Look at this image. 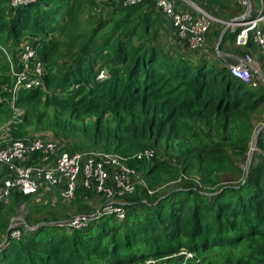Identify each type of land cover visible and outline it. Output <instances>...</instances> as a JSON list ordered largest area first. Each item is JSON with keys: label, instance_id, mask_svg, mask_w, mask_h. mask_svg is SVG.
I'll return each instance as SVG.
<instances>
[{"label": "trees", "instance_id": "trees-1", "mask_svg": "<svg viewBox=\"0 0 264 264\" xmlns=\"http://www.w3.org/2000/svg\"><path fill=\"white\" fill-rule=\"evenodd\" d=\"M218 26L207 40L218 39ZM234 36L226 30L218 50ZM24 43L37 49L44 86L19 90L23 115L10 137L32 129L70 153H116L154 192L124 196L121 219L103 213L73 228L58 220L90 211L84 201L102 200L95 190L79 184L71 200L56 203L13 190L0 204V244L11 217L22 212L23 221L0 246V264H264L263 132L245 170L262 86L232 76L231 59L213 45L189 48L155 0H0V46L13 55ZM7 69L0 50L4 120ZM145 149L150 159L134 157Z\"/></svg>", "mask_w": 264, "mask_h": 264}, {"label": "built area", "instance_id": "built-area-1", "mask_svg": "<svg viewBox=\"0 0 264 264\" xmlns=\"http://www.w3.org/2000/svg\"><path fill=\"white\" fill-rule=\"evenodd\" d=\"M33 0H9L12 6L27 4ZM140 0H126L134 3ZM232 6L236 13L228 18L218 17V13L209 11L195 0H155L156 6L170 20L179 39L191 49L204 50L207 46L206 34L215 23L233 33V45L242 50V55L227 63L232 76L243 83L256 88L255 74L261 75L251 50L258 48L264 57V0H220ZM12 77L11 85H6L11 119L2 126V134L8 136L12 123L21 121L22 109L16 105L21 88L42 87L43 64L37 49L30 43H24L17 57L5 47L0 46ZM216 52L218 53L217 49ZM264 64V59L262 61ZM98 77H103L100 73ZM1 137L0 167L6 175L0 177V204L5 203L11 191L18 190L32 195L38 202H68L75 196L79 184L93 189L101 195L103 203L91 215L80 214L63 220L73 228H81L90 218L103 213H115L119 219L124 217V196L132 195L136 185L150 189L140 172L125 163V159L116 153L103 151H77L70 153L60 149L59 144L40 137L5 138ZM152 149H145L134 155L137 159H150ZM12 237H18L19 231L13 230ZM185 258L192 253L183 251ZM147 260L142 264H153Z\"/></svg>", "mask_w": 264, "mask_h": 264}, {"label": "rangeland", "instance_id": "rangeland-1", "mask_svg": "<svg viewBox=\"0 0 264 264\" xmlns=\"http://www.w3.org/2000/svg\"><path fill=\"white\" fill-rule=\"evenodd\" d=\"M228 8H227V10L225 11V16L227 15V14H231L232 12L234 13V12H236V10L235 9H233V7L232 6H227ZM220 13H222V12H218V17H220V18H224V16L223 15H220ZM232 13V14H233ZM159 24H157V25H159L158 27H157V29L159 30V32L160 33H162L161 31H163V24H162V22H158ZM218 25H220L221 27H222V30L224 29V26H222L221 25V23H215V24H213V27H212V29L215 27V28H217V27H219ZM153 28H156L155 26L153 27ZM164 31H163V35H164ZM219 37H220V35H219ZM219 37H218V39H219ZM218 39L217 40H214L213 41V39L210 37V35H209V40H207L208 42H207V46H206V48L208 47V45H209V50H211V48H212V45H213V47L215 48V50H216V44H217V42H218ZM216 42V43H215ZM211 46V47H210ZM224 48L225 49H227V48H229L230 49V52H233V53H236V54H239V50H238V48H236V47H234V45L231 43V42H226L225 43V46H224ZM18 52V51H17ZM17 52H15V54H13V56L14 57H17ZM251 52H252V54L254 55L255 54V52H254V50L252 49L251 50ZM260 52V51H259ZM241 55H242V52H241ZM255 56V55H254ZM257 58V59H256ZM255 59H256V66H257V69H258V72H260V74L261 75H258L257 73L255 74V81L257 82V84H258V86H262L263 88H264V66H263V64H262V57L261 58H258V57H256ZM231 60H233V59H231ZM230 60H228V62H229ZM8 67H9V65H8ZM6 73L7 74H9L10 73V70L9 69H7V71H6ZM257 86V87H258ZM245 87H247V88H249L247 85L245 86ZM10 107V106H9ZM10 111H11V108H10ZM22 111V113H21V115H23V110H21ZM11 114H12V112H11ZM11 119V115H10V118L7 120V119H5L4 120V117H2V116H0V139H1V137H2V126L4 125L5 126V124L9 121ZM4 121V122H3ZM263 122H264V107L262 108V112H260L259 114H256L255 115V117H254V134H253V137H254V135H255V133H256V131L257 130H259V133H258V136H259V134L260 133H262L263 132V134H264V126H263V128H261L260 129V127H261V125L263 124ZM8 133H9V131H8ZM32 136H30V137H33V136H39V137H43V136H45L48 140H50L49 139V136L48 135H50L49 133H47V132H43V131H39V132H34L32 129H30V132H29ZM51 136V135H50ZM3 137L5 138V140H8L9 138H11L10 137V134L8 135V136H5V135H3ZM253 137H252V140H251V143H250V148H249V154H248V157L249 156H251V159H252V156L253 155H255L257 152H258V150H257V148H256V144L253 146L252 145V141H253ZM257 139H258V137H257ZM264 139V138H263ZM2 140V139H1ZM256 143H257V140H256ZM256 152V153H255ZM256 156H258V154H256ZM247 163H248V161H247ZM245 164V170H246V168H247V166H248V164ZM251 163V162H250ZM170 184H174V182H171ZM167 185V184H166ZM165 185H161L160 186V189L161 188H163V189H165L167 186H165ZM135 189H136V191H139L140 189H141V187L139 186V185H136V187H135ZM35 200H36V202L37 203H40V202H38V200L35 198ZM103 203V199L102 200H100L99 198L97 199V197H95L94 199H89V200H87V201H84L83 202V205L84 206H86V207H88V209L90 210V211H88L87 213H82V214H86V215H91V214H93L98 208H99V206L101 205ZM66 204V203H65ZM69 204H71V203H69ZM79 206H77V205H72L71 204V210H76L77 208H78ZM23 209H21L20 211H22ZM75 215H80V214H75ZM74 215V216H75ZM23 217V214H22V212H20L17 216H14V217H11V219H10V223H9V225H11V227H14V226H17V225H20L21 223H22V220H21V218ZM63 220H66V218H64V219H59L58 221H63Z\"/></svg>", "mask_w": 264, "mask_h": 264}, {"label": "crops", "instance_id": "crops-1", "mask_svg": "<svg viewBox=\"0 0 264 264\" xmlns=\"http://www.w3.org/2000/svg\"><path fill=\"white\" fill-rule=\"evenodd\" d=\"M217 1H220V0H217ZM225 2H227V0H225ZM199 3H201V4H203L207 9H211V10H213L212 12H216V13H218V12H222V13H220V15H223L224 16V18H228V17H230V16H232L233 14H235L236 12H232L231 14H227L226 16H225V11L227 10V6H223L224 7V9L223 8H220L218 5H213V4H209V2L207 1V0H199ZM219 3H222L223 5H225L223 2H219ZM210 10V11H211ZM206 40H207V38H206ZM238 50H239V52L241 53L242 52V50L240 49V48H238ZM241 50V51H240ZM253 50H254V52H255V58L256 57H258V58H261V57H263V54H262V52L258 49V48H253ZM260 51V52H259ZM236 54V53H233V52H230V49L229 48H227V49H225L224 48V50L223 51H219L218 52V54L220 55V56H222L223 58H229V59H233V60H235L236 59V57H239V56H241V54ZM257 59V58H256ZM262 61H263V59H261ZM4 175H6V171L5 170H3L1 167H0V177L1 176H4Z\"/></svg>", "mask_w": 264, "mask_h": 264}, {"label": "water", "instance_id": "water-1", "mask_svg": "<svg viewBox=\"0 0 264 264\" xmlns=\"http://www.w3.org/2000/svg\"><path fill=\"white\" fill-rule=\"evenodd\" d=\"M226 30H227V28H224V29L221 31V33H220V37H219L218 42H217V44H216V49H217L218 52H219V50H218L219 43L221 42L222 36H223V34H224V32H225ZM263 126H264V122H263V124L261 125L260 129L263 128ZM258 133H259V130L256 131V133H255V135H254V137H253V141H252V145H253V146L256 144V140H257V137H258ZM250 162H251V156L248 157V163H247L248 166H247V168L249 167ZM247 168H246V169H247ZM20 218H21V217H20ZM21 220L23 221V217L21 218ZM59 222H62V221H59ZM59 222H58V223H59ZM25 225H26V224H25ZM34 227H35V226H33V227H31V228H34ZM10 228H11V225H9V226L7 227V229H6V233H5V237H4L3 241L1 242L0 246H1V245L7 240L8 234H9V232H10Z\"/></svg>", "mask_w": 264, "mask_h": 264}]
</instances>
